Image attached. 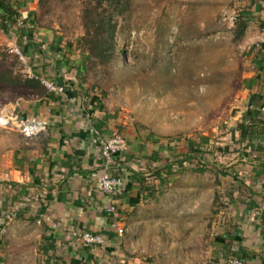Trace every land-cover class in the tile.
I'll return each instance as SVG.
<instances>
[{
	"label": "crops",
	"instance_id": "crops-1",
	"mask_svg": "<svg viewBox=\"0 0 264 264\" xmlns=\"http://www.w3.org/2000/svg\"><path fill=\"white\" fill-rule=\"evenodd\" d=\"M18 1L19 26L5 43L66 92L7 97L24 121L48 129L33 139L0 129V213L13 216L0 223V264H264V0L229 2L245 22L238 40L234 33L245 50L235 100L213 134L180 142L120 115L86 81L78 40L40 25L39 0ZM114 131L128 150L111 166L124 182L112 199L98 187L104 161L94 139ZM193 147L200 160L188 158ZM210 149L217 163L206 171ZM74 232L106 244L86 246Z\"/></svg>",
	"mask_w": 264,
	"mask_h": 264
},
{
	"label": "rangeland",
	"instance_id": "rangeland-1",
	"mask_svg": "<svg viewBox=\"0 0 264 264\" xmlns=\"http://www.w3.org/2000/svg\"><path fill=\"white\" fill-rule=\"evenodd\" d=\"M231 1L129 0L127 12L117 17L112 63L104 66L82 53L86 81L108 95L109 104L135 128L178 142L186 135L189 140L203 133L210 136L231 110L245 57L244 48L234 39L235 23L223 20L236 14ZM96 3L48 0L45 7L38 4L40 25L79 40L85 34L84 9ZM5 36L0 26V71L21 72L30 80L19 59L10 53ZM29 93L0 81V108L14 102L9 99ZM2 96L11 98L2 101ZM215 154L206 151V168L202 169L212 170V163H217ZM197 156L193 152L188 158L196 161Z\"/></svg>",
	"mask_w": 264,
	"mask_h": 264
},
{
	"label": "built area",
	"instance_id": "built-area-1",
	"mask_svg": "<svg viewBox=\"0 0 264 264\" xmlns=\"http://www.w3.org/2000/svg\"><path fill=\"white\" fill-rule=\"evenodd\" d=\"M237 18V14H229L224 16L223 20L227 21L229 24H234ZM262 39L264 41V30L262 31ZM9 48L10 53L15 55L24 67L26 78L38 81L41 86L49 93L64 94L66 92V88L63 84L33 72L31 61L21 47L13 44ZM0 129L5 131H16L26 139H33L47 132L48 126L44 121L38 118L24 121L20 114V102L16 101L5 103L0 108ZM94 142L100 147L101 155L104 161L102 174L100 175L98 183L99 190L106 196L114 199L122 190L124 182L121 178L115 177L111 174V166L116 156L125 153L128 150L127 140L122 136L121 133L114 131L109 137L96 136ZM115 209L116 208L112 206L109 211L115 213ZM12 220V214L0 213V223L2 221ZM113 226L118 228L119 235L124 234V229L119 227V222L117 219L115 220ZM72 236L77 242L83 243L86 246H104L106 244L105 237L101 234L74 232ZM227 264L247 263L238 258H232Z\"/></svg>",
	"mask_w": 264,
	"mask_h": 264
},
{
	"label": "trees",
	"instance_id": "trees-1",
	"mask_svg": "<svg viewBox=\"0 0 264 264\" xmlns=\"http://www.w3.org/2000/svg\"><path fill=\"white\" fill-rule=\"evenodd\" d=\"M48 0H39L45 7ZM129 9V0H97L83 12L84 36L78 40V49L87 54L89 59H96L99 64L108 66L115 59L117 41V17L124 15ZM20 12L15 9L12 0H0V26L5 34L15 32L19 26ZM245 22L240 16L235 21L234 33L238 40L244 33ZM0 81L9 85L21 86L29 94H37L43 89L36 80L24 79V76L13 70L0 71ZM197 152L195 147L192 153ZM191 155V154H190Z\"/></svg>",
	"mask_w": 264,
	"mask_h": 264
}]
</instances>
